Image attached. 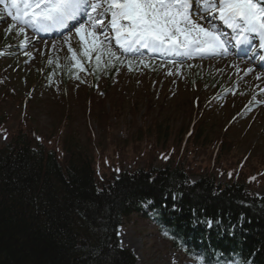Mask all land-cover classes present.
I'll list each match as a JSON object with an SVG mask.
<instances>
[{
  "label": "rangeland",
  "instance_id": "obj_1",
  "mask_svg": "<svg viewBox=\"0 0 264 264\" xmlns=\"http://www.w3.org/2000/svg\"><path fill=\"white\" fill-rule=\"evenodd\" d=\"M5 15L0 11V119L6 118L0 124V145L10 139L1 127L17 131L24 127L19 120H25L42 144L67 136L85 151H93L94 169L109 177L112 172L119 176L120 168L163 167L175 151L172 165L191 164L182 156L178 161V146L188 148L184 135L194 131L193 135L201 134L199 141L205 145L198 150L208 154L205 164L212 167L215 158L235 166L246 157L244 179L255 194L264 196V79L259 77L256 88L254 81L241 86L235 80L248 69L252 71L244 78L260 74L250 64L243 69L237 65L224 74L216 66L205 65L202 58L171 63L113 57L108 63L107 56L95 79L88 62L96 51L81 61L73 59L77 51H83L80 35L71 34L67 42L66 37L37 41L25 30L18 34L20 25L9 30L15 22L2 21ZM99 49L101 55L103 48ZM64 92L68 111L62 109ZM3 94L14 97L2 99ZM192 165L196 179L199 171L196 162ZM226 177L220 171L217 181L224 183ZM117 243L120 250L131 253L135 264H198L173 249L153 223L136 214L122 221Z\"/></svg>",
  "mask_w": 264,
  "mask_h": 264
},
{
  "label": "trees",
  "instance_id": "obj_2",
  "mask_svg": "<svg viewBox=\"0 0 264 264\" xmlns=\"http://www.w3.org/2000/svg\"><path fill=\"white\" fill-rule=\"evenodd\" d=\"M100 65L94 61L95 76ZM63 98L68 111L65 92ZM19 122L17 131L1 127L10 139L0 145V264H135L116 236L132 214L149 219L173 248L196 247L193 256L209 264H264V196L244 179L246 157L235 166L214 158L208 166V154L198 152L201 134L190 131L178 161L191 164L172 165L175 151L163 167L120 168L107 177L94 169L93 151L67 136L42 144L29 122Z\"/></svg>",
  "mask_w": 264,
  "mask_h": 264
},
{
  "label": "snow or ice",
  "instance_id": "obj_3",
  "mask_svg": "<svg viewBox=\"0 0 264 264\" xmlns=\"http://www.w3.org/2000/svg\"><path fill=\"white\" fill-rule=\"evenodd\" d=\"M0 5L15 22L9 25V30L20 25L18 34L23 33L25 27L44 32L52 27L68 28L70 22H79L78 17L86 15L88 28L85 23L76 28V34L84 42V56L92 51L100 53L99 45L103 40L99 33L105 28L106 15L111 17L108 26L124 52L139 45L184 55L226 54V41L216 26L209 23L205 27L193 19L194 5L199 6L198 12L206 14L201 19L215 15L236 30L237 45L248 42V33H259L261 47H264V7L256 0H0ZM89 28L97 31H89ZM81 33H86L88 39ZM68 39L65 38L66 42ZM107 39L109 37L104 35V40ZM69 51L72 52L71 47ZM107 55L108 63L113 57L120 59L111 49ZM96 60L99 63L100 54ZM200 264H206V260H201Z\"/></svg>",
  "mask_w": 264,
  "mask_h": 264
},
{
  "label": "bare ground",
  "instance_id": "obj_4",
  "mask_svg": "<svg viewBox=\"0 0 264 264\" xmlns=\"http://www.w3.org/2000/svg\"><path fill=\"white\" fill-rule=\"evenodd\" d=\"M9 18L10 17L7 16L2 21H4V22L7 21L8 22ZM217 56L218 55H216V54L212 55V54L206 53L205 57H203V59H204L203 62H204L205 65H210L211 64L212 67L216 66L215 69L219 73L223 72L225 74V73L228 72V70H231L232 68L235 69V67H237V65H240L241 69H243V68H245L247 66L246 63H248V62L238 61V60H236L234 58H231V60H230L229 57L227 55H225V54L221 55L218 58H217ZM198 57H201V56H198ZM215 58H217V59H215ZM250 71H252V70L248 69L246 71V75H249ZM254 71H256L255 68H254ZM230 75L234 76V71H231ZM246 75L236 76L235 77L236 83L237 84L240 83L241 86H243L244 81H246L247 84L254 81L255 82V88H256L260 84V82H258L259 77H262V78L264 77L263 74H257L256 72H255V74L253 76V79H250L249 76L244 78Z\"/></svg>",
  "mask_w": 264,
  "mask_h": 264
}]
</instances>
